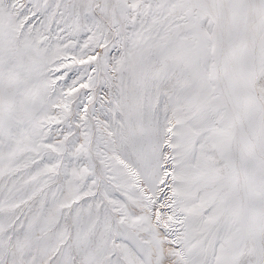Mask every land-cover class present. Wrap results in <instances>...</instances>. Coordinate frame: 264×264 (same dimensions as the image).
I'll return each instance as SVG.
<instances>
[{"label": "snow or ice", "instance_id": "6c2138e0", "mask_svg": "<svg viewBox=\"0 0 264 264\" xmlns=\"http://www.w3.org/2000/svg\"><path fill=\"white\" fill-rule=\"evenodd\" d=\"M0 264H264V0H0Z\"/></svg>", "mask_w": 264, "mask_h": 264}]
</instances>
